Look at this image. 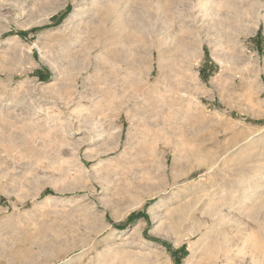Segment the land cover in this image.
<instances>
[{"label":"rangeland","instance_id":"374dc122","mask_svg":"<svg viewBox=\"0 0 264 264\" xmlns=\"http://www.w3.org/2000/svg\"><path fill=\"white\" fill-rule=\"evenodd\" d=\"M0 264H264V0H0Z\"/></svg>","mask_w":264,"mask_h":264},{"label":"bare ground","instance_id":"6f19581e","mask_svg":"<svg viewBox=\"0 0 264 264\" xmlns=\"http://www.w3.org/2000/svg\"><path fill=\"white\" fill-rule=\"evenodd\" d=\"M211 204H214L213 203V201H211V203H210V205ZM263 204V203H262ZM261 204V205H262ZM209 205V206H210ZM260 205V204H259ZM258 205V206H259ZM263 206V205H262ZM184 209V207L182 208V210ZM170 212V211H169ZM168 212V213H169ZM220 212L222 213V211L220 210ZM212 213V214H211ZM221 213L219 214H217L216 212H210V215H207V216H205V217H201V219H202V222L199 224L200 225V227H198V228H196V229H192L191 230V234L193 235V234H197L198 232H203V227L205 226V227H209L210 225H211V222H213V220H215L214 218L215 217H218L217 215H219V216H221ZM171 214H172V212H171ZM165 215V214H164ZM183 215V214H182ZM157 216V215H156ZM183 217V216H182ZM182 217H180V216H177V217H175V216H173V218H171V221H170V217H169V225H168V227L170 228V229H172L173 231H178L177 229H178V225L180 224V222L182 221ZM196 219H197V217H196ZM218 219V218H217ZM221 221H223L222 219H223V216H221ZM219 219V220H220ZM166 220V219H165ZM200 220V219H199ZM162 222V221H161ZM199 222V221H198ZM197 225V224H196ZM220 226V225H219ZM195 227V226H194ZM193 228V227H192ZM190 234V235H191ZM122 245V244H121ZM226 247V246H225ZM224 248V247H223ZM167 259V258H166Z\"/></svg>","mask_w":264,"mask_h":264}]
</instances>
